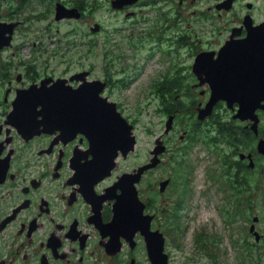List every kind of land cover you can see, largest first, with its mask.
Returning <instances> with one entry per match:
<instances>
[{
	"label": "flooded vegetation",
	"instance_id": "flooded-vegetation-1",
	"mask_svg": "<svg viewBox=\"0 0 264 264\" xmlns=\"http://www.w3.org/2000/svg\"><path fill=\"white\" fill-rule=\"evenodd\" d=\"M121 1L124 0H98L91 4L88 0H0V159L1 167L6 163V159L9 164L7 172L1 173L3 181L0 185V264H151L140 232H136L128 239L129 237H124L113 227L114 193L105 190L113 186L118 177L128 171L119 174H116L117 169L111 171L110 176L94 185L93 193H90L85 184L81 183V174L80 183L75 181L72 169L91 159L90 156L87 160L76 159L89 147L83 135L78 134L70 140L72 135L56 132L23 140L14 128L4 125L6 115L12 110L11 103L18 93L30 86L40 87L42 81H45L46 88L53 87L59 81L60 86L70 90H75L83 84L98 82L99 84L88 89H100V98L115 103L110 99L112 90L128 86L131 78L126 67L119 69L120 77L115 78L111 75L113 67L121 65L117 63L124 56L123 53H118L119 39L114 37H122L127 48L137 53L139 61H143L147 55L151 56L153 51L158 52L157 59L163 53V58L169 59L168 64L171 68L156 82L162 83L168 77L169 82L174 80L181 83L183 77L179 73L182 65L176 60L181 49L187 51L191 58L192 64L189 66L191 74L192 65L199 53H213L211 58H216V53L226 41L244 40L253 31L264 33V17H256L258 8L252 0H235L230 10L219 8L225 0H132L131 3ZM240 8L244 13H238ZM97 12L98 19L90 22ZM68 15L71 17H66ZM56 16L60 19L57 20ZM214 16L215 19L229 18L233 23L225 27V33L216 50L209 49L207 42H204L203 48L198 46V43L203 41H194L196 37L194 32L191 29H184L181 25L190 18L200 21L212 20ZM77 22H81V25L77 34L72 33L71 40L70 30L64 31L62 27ZM110 33L111 42L115 44L111 45L114 56H106L102 65L101 40L103 35ZM52 34L55 37H52ZM164 42L167 43L166 47L160 49ZM50 43L56 45L58 52L66 55L70 48L77 50L79 57L83 53L93 51L96 56L95 65L98 63L99 71L104 69V72L96 79L86 75L91 71H85L87 70L85 68L79 70L81 74L75 72L67 76L47 73V63L52 55L47 47ZM24 46L29 48L28 61L18 67L9 65L15 58L16 51ZM248 49V55L256 67L264 70L260 68L264 63L262 56L264 52H261V49L264 51V45L255 38ZM242 72L241 75L236 72L234 74L243 80L245 75ZM117 79L122 80L120 85L115 83ZM188 79L190 88L187 90L192 92L187 91V96L196 93L199 97L193 104L190 115L185 116L188 119L186 125L183 126L185 119L182 118L185 114L183 113L180 120H177L179 109L174 112L176 117L172 129L168 135L162 136L166 152L160 156L161 162L164 156L171 158L173 155L183 167L185 158L191 150L188 142L196 143L195 136H199L195 133L197 128L206 127V130L213 131L217 110L221 106L224 107V118H221L222 122H217L222 124L224 129H216L217 138L224 143L223 145H227L228 157L235 158L234 164L230 163L228 173H222L225 166L224 163H220L221 168L215 173L219 176L217 181L214 179V172L202 173L201 177H205L203 182L211 189L228 192L227 198L220 200L223 207V223L227 229L239 230V234L232 235L231 238L237 247L243 248L240 255L246 254L255 259H262L264 110L257 109L252 119L246 117L238 119L235 118L238 112L237 105L228 108L224 102H218L212 114L199 124L198 111L204 108L210 90L207 85L198 86V80L193 74ZM258 79L263 80L260 76ZM263 87L260 83L257 90L255 85L251 86V89L259 92L264 89ZM175 92L177 93L174 96V103L180 99L181 90ZM152 96L157 99L159 112L163 114L164 130L167 118L172 115L167 114L163 106L168 101L167 95L160 96L153 90ZM115 104L117 111L122 113L119 104ZM200 136V143L203 145L205 133ZM171 138L177 148L169 147ZM17 142L20 143L19 148L15 147ZM169 158L167 162L170 161ZM121 159L125 160L119 156L118 160ZM134 170L136 169L131 171ZM151 171L142 175L136 188L139 199L144 203L143 215L152 216L150 230L159 233L163 239V254L167 256V264H174V261L177 264H217L214 257L219 262L220 256L223 255L219 249V253L214 254L210 243L202 244L199 250L194 248L197 250L196 256H182L180 260H175L170 247L171 242L175 240L172 229H177V218L184 210L185 204L173 205L168 210L165 209V205L157 207L155 196L150 197L149 192L152 188L146 181ZM189 177L190 173L186 182L189 186L187 192L191 195L192 185ZM165 180L169 182L166 188L160 191V183ZM171 184L170 176L161 180L158 183V192L164 195ZM140 185L146 189L144 197L140 194ZM182 185L181 179H178L174 186L175 192L179 195ZM116 194H119V191H116ZM234 198L237 199L235 204L230 202L229 205L223 204L224 201H232ZM246 208L249 210L248 217L244 215ZM166 213H169V218Z\"/></svg>",
	"mask_w": 264,
	"mask_h": 264
},
{
	"label": "rangeland",
	"instance_id": "rangeland-1",
	"mask_svg": "<svg viewBox=\"0 0 264 264\" xmlns=\"http://www.w3.org/2000/svg\"><path fill=\"white\" fill-rule=\"evenodd\" d=\"M97 1L98 0H88V2L91 4ZM252 2L258 8L256 17H264V0H252ZM189 3L190 1L187 2V8H189ZM260 8H262L261 11ZM95 10H93V13ZM238 13L242 14L244 11L241 9L238 11ZM98 16L99 12L95 13L93 18L90 19V22L97 20ZM228 20L229 18L215 19V16L212 20L200 21L198 19L190 18L189 21H183L181 25L184 29H191L194 32L196 36L194 41H203L202 43H198V46H202L203 48L205 46L204 42H207L209 49L216 50L221 37L225 33V27H227L229 24H233L231 19L229 21ZM80 25L81 22H77V24H71L68 27L63 26L62 30H70V38L72 40V33L77 34ZM250 34L258 35L259 37H257L256 40L261 39V36L257 32H251ZM52 37H55V35L52 34ZM114 38L119 39V43H117L119 47L118 53L121 52L124 54V56L117 63L121 65H116V67H113L111 75L115 77L120 76L119 69L126 67L130 74L129 78L131 79L128 83V86L117 87L116 89H113L110 99L113 102L119 104L122 116L128 121L129 124L133 126V131L137 139L135 151L130 154L127 159L117 160V168L115 169H117L116 174H119L126 171H128L127 173H131L133 172L131 171L132 169H137V167L147 164L150 159L149 152L153 148L154 139L163 132L162 130L164 127V118L163 114L159 112V103L157 99L152 96L154 90L153 87L155 86L154 82L158 81L163 74H166L171 67L168 64L169 59L163 58V53L160 58L157 59V51L151 52V56L147 57V55L144 57L143 61H139V56H137V53L127 48V45L124 43V41H122V37ZM111 39V33L102 36V65H104V60H106L104 58H106V56H114V50H111V45L115 44L111 42ZM29 40L31 39H27V41ZM19 42L20 41H18V43ZM166 45L167 43L164 42L159 48L162 49L166 47ZM47 47L52 53L51 58L47 63V73L49 74L54 76H67L72 75L75 72L80 73L81 71L79 70L81 68H85L87 69L85 71H91V73H87L86 75L96 79L99 78L100 74L104 72V69L99 71L98 63L95 65L96 56L93 51V53H83L81 57H79L78 51L74 48H70L68 55H66L58 52L55 44H47ZM28 51L29 48L27 46H24L23 48L16 51V56L11 60L9 65L13 64L15 67H18L19 65L27 62L29 58ZM81 58H84V60ZM176 60H179L182 65L179 75H182L183 77V82L180 85V102L183 106V109L180 107V113L185 114L182 117L185 119L183 120L184 126L188 122V119H186L185 116L188 117L190 115L192 112L191 108L193 104L197 102V98L199 96L196 93L193 96H187V91H189V93L192 92L191 90H187L190 88V80L188 77H192L189 67L192 63L190 64L191 58L189 57L187 51L181 49L177 54ZM17 70H21V68H17ZM215 106L216 105H214L213 109ZM28 108L29 106L26 108V110H28ZM224 109L225 108L222 106L218 108V115L215 117V127L213 131L210 132L209 130H206V127L197 128V132L195 133H198L199 136L205 133V137L203 138L204 146L202 143H200L201 136H196L195 138L197 141L196 143L194 142L195 144L193 143L194 145H192L190 154H188V156L185 158V165L181 168L182 173L184 169H187V172L190 173L189 181L192 185V194L188 199H186L187 202L185 203V208L183 211H181L177 218V229H172L175 235V240H170L172 241L170 247L175 260H180L182 256L189 257L197 255L198 249L195 247L194 243V236L197 233L217 242L214 246H211L214 254L219 253V249L223 255V257L220 256L219 262L217 261L216 257H214V262L217 264H239L241 261L245 263V260H247L245 257H250L246 254L244 256L240 255L243 248L237 247L235 245V241L231 238L232 235H238L239 230L227 229L226 225L223 223V207L220 200H225L227 198L228 192H217L214 189H211L206 182H203L205 177H201L202 173L214 172L215 174L218 172V170L221 168L220 163H224V169H226L225 173H228V170L230 171V163L234 164L235 158L231 156L228 157L229 150L227 149V145H223L224 143L217 138L218 132L216 129L218 128V125L216 126V124H218L217 122H222L221 118H224ZM198 121H200L199 124H202V120L198 119ZM220 125L222 127V124ZM220 130H222V128H220ZM172 141L173 139L171 138L169 147L174 148L175 146V148H177V145H174ZM19 145L20 143L17 142L15 147L19 148ZM172 157L173 155L171 158ZM168 158L169 156H164V159L161 162L162 164H160L156 169H153L146 177L149 187L152 188V190L149 192L150 197L155 196L154 198L156 199L157 207H160L158 205H165L166 210L175 205L177 201L183 200L180 195L175 192L176 189L173 187V185L168 187V191L164 195L158 192V183L161 180L171 176L173 172L172 167L168 166ZM214 179L216 181L219 180V176L215 174ZM139 191L141 196L144 197V194H146V189L142 188L140 185ZM223 204L229 205V201H224ZM166 216L169 218V213H166ZM142 228L143 230L146 228V224L143 221ZM149 244L151 245L150 248L152 249V253H154L156 250L157 240L150 239ZM249 261L252 263L248 264H264V255L262 259L254 258L253 260ZM174 264L177 263L174 261Z\"/></svg>",
	"mask_w": 264,
	"mask_h": 264
},
{
	"label": "water",
	"instance_id": "water-1",
	"mask_svg": "<svg viewBox=\"0 0 264 264\" xmlns=\"http://www.w3.org/2000/svg\"><path fill=\"white\" fill-rule=\"evenodd\" d=\"M131 1L124 0L121 2L131 3ZM234 1L225 0L219 8L230 10ZM56 19L60 18L56 16ZM258 34L261 39L257 41L264 45V33L258 32ZM254 35L248 34L241 41L232 39L226 41L225 45L216 53V58H211L214 55L213 53L204 52L196 56L191 72L198 80V86L207 85L210 90L209 99L204 108L198 111L197 119L203 120L210 116L214 105L218 102H224L228 108L237 105L238 112L235 118L238 119L242 117L252 119L257 109L264 110V89L259 92L255 91L258 84L261 83L264 86V70L258 69L255 62L248 55V48L252 40L259 37ZM243 50H245L244 54ZM261 52H264L263 49H261ZM262 56L264 60V53ZM207 60L210 62H206ZM233 62L234 67H238L240 70L239 75L243 71L245 79L241 80L240 76H235L232 72L231 64ZM260 68H264V63L263 67ZM258 76L262 77L263 80H259ZM96 84L99 83H87L80 85L75 90H70L64 89L62 85L60 86L59 81L53 87L46 88L45 81H42L40 87L30 86L16 95L15 100L11 103L13 111L11 110L6 115L4 121V125L14 128L23 140L41 134L52 135L56 132L63 135L66 133L72 135L69 138L70 140L78 134L83 135L87 139L89 147L76 159L87 160L88 156L91 159L72 169L77 183H80L79 175L81 172L85 174L87 179L91 178L93 183L88 188L90 193H93L94 185L109 177L111 171L115 170L119 156L126 159L135 151L137 145L133 126L117 111L116 104L108 102L105 98H100V89H88V87ZM253 85H255V90L251 89ZM103 87L104 85H102V89ZM84 95H87L88 98ZM28 106L29 108L26 110ZM174 118V114L167 118L163 132L154 139V147L150 151L149 162L131 173L122 174L113 186L105 190L114 193V196H112V199L115 200L113 205V227L115 228V224L118 222V225H122L125 221H132L125 232H120L124 237L131 239L136 233L134 222L138 219V231L144 238L151 264H167V256L163 254L161 235L149 230L152 216L143 215L144 203L138 197L136 184L140 182L144 173L153 170L160 164L159 157L166 151L162 136L168 135L171 131ZM21 119H26L31 124L22 123ZM47 119H52L53 124L58 125L59 128L50 129L49 127L53 124L50 125ZM67 121H70V124ZM66 123L69 127L66 126ZM69 128H71V131L67 130ZM8 143L9 141L6 142V144ZM5 162L1 167L0 159V173L2 174L7 172L9 166L8 159ZM83 169L91 171V173L83 172ZM2 181L3 178L0 174V185ZM168 182V180L162 181L159 190H164ZM116 191H119V194H116ZM142 221L146 224L145 230L142 228ZM150 239L157 240L154 253L150 248Z\"/></svg>",
	"mask_w": 264,
	"mask_h": 264
},
{
	"label": "trees",
	"instance_id": "trees-1",
	"mask_svg": "<svg viewBox=\"0 0 264 264\" xmlns=\"http://www.w3.org/2000/svg\"><path fill=\"white\" fill-rule=\"evenodd\" d=\"M113 76V75H112ZM115 77V76H113ZM120 77V76H118ZM118 77H115V78H118ZM167 78H165V81L162 82V83H154L155 86L153 87L155 93H159L160 96H163L164 94L167 95V98H168V101L165 102V104L163 105L165 107V109L167 110V114H174L175 117H176V114L174 112H176V110H178V115L176 117L177 120H180V118L182 117V114L183 113H180L181 109L180 107L183 109V106L181 105V102H180V99L179 100H176V102L174 103V96L177 92L176 91H180V85L182 84L183 80H181V83L179 81H167ZM116 84L120 85L122 83V80L121 79H117L115 81ZM163 98V97H161ZM179 101V102H178ZM175 119V118H174ZM218 125V128L217 130H220V128H222V130L224 129V127H221L220 124H216V126ZM191 133V132H190ZM192 134V133H191ZM196 137V136H195ZM192 139V138H190ZM197 140V139H196ZM192 144L193 143H190L188 142V146L190 148H192ZM168 166L169 167H172L173 169V172H172V175L170 176V178L172 179V184L173 187L175 186V183L178 179H181V182L183 183L182 187H181V198L183 200H180V201H177L176 202V206H179V205H184L185 202H186V199H188L190 197V195L188 194V183L186 182V179L188 177V173L187 172V169L183 171V173L181 172V163L179 160L176 159V157H172L170 159V161L168 162ZM229 171V170H228ZM223 172H226V169H223L222 170V173ZM230 204H235V202H237V199L234 198L232 201H229ZM177 213V212H176ZM244 215L246 217H248L249 215V210L246 208V210L244 211ZM249 219V218H248ZM231 220V219H230ZM208 242L210 243V246H214L217 242L215 240H211L207 237L204 236V238H202V236L197 233L195 236H194V243H195V247L199 250L201 248V245L202 244H208ZM247 260H245V263L248 264V263H252L251 261L249 260H253L254 258H250V257H245ZM244 262H239V264H245Z\"/></svg>",
	"mask_w": 264,
	"mask_h": 264
},
{
	"label": "bare ground",
	"instance_id": "bare-ground-1",
	"mask_svg": "<svg viewBox=\"0 0 264 264\" xmlns=\"http://www.w3.org/2000/svg\"><path fill=\"white\" fill-rule=\"evenodd\" d=\"M231 67H232V72L234 73V72H236V73H239V69H238V67H234V62L231 64ZM242 69V68H241ZM235 76H237V75H235ZM264 84V83H263ZM263 90V89H262ZM85 96V95H84ZM22 97V96H21ZM86 98H88L87 97V95L85 96ZM25 116V115H24ZM22 118V117H21ZM73 119V118H72ZM22 120V119H21ZM48 120V119H47ZM43 121H45V120H43ZM22 123H25V124H31V123H28V121H26V119H23L22 121H21ZM48 122H49V124L51 125V124H53V121H52V119H49L48 120ZM62 123V122H61ZM64 123V122H63ZM67 123L68 124H70V121H67ZM66 123V126H68L69 127V125ZM50 129H57V128H59V126L58 125H55V124H53L52 126H50L49 127ZM67 130H69V131H71V128H69V129H67ZM88 167H90V166H88ZM83 172H88V173H91V171H87L86 169H83ZM81 174V176H82V184H85V187L86 188H89L91 185H92V181L90 182V183H88L90 180H91V178H89V179H87L86 178V176H85V174H82V172L80 173ZM84 178V179H83ZM123 223V222H122ZM119 224V222L117 223V224H115V228H116V230H118L119 232H125L127 229H128V227L132 224V221H125L122 225H118ZM134 229H135V232H137L138 230H139V226H138V219L137 220H135V222H134ZM139 232V231H138ZM141 234V233H140ZM145 235V234H144ZM141 236H142V234H141Z\"/></svg>",
	"mask_w": 264,
	"mask_h": 264
},
{
	"label": "clouds",
	"instance_id": "clouds-1",
	"mask_svg": "<svg viewBox=\"0 0 264 264\" xmlns=\"http://www.w3.org/2000/svg\"><path fill=\"white\" fill-rule=\"evenodd\" d=\"M153 147H154V145H153ZM166 152V151H165ZM164 154V153H163ZM161 156V155H160ZM160 158V157H159ZM161 160V159H160ZM161 163V162H160Z\"/></svg>",
	"mask_w": 264,
	"mask_h": 264
}]
</instances>
